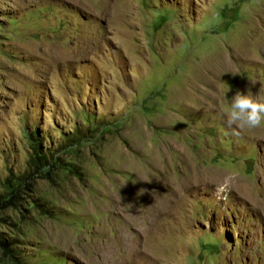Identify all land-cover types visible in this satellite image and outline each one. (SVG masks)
Returning <instances> with one entry per match:
<instances>
[{"label": "rangeland", "instance_id": "obj_1", "mask_svg": "<svg viewBox=\"0 0 264 264\" xmlns=\"http://www.w3.org/2000/svg\"><path fill=\"white\" fill-rule=\"evenodd\" d=\"M237 91L264 100V0H0V264H264Z\"/></svg>", "mask_w": 264, "mask_h": 264}, {"label": "clouds", "instance_id": "obj_2", "mask_svg": "<svg viewBox=\"0 0 264 264\" xmlns=\"http://www.w3.org/2000/svg\"><path fill=\"white\" fill-rule=\"evenodd\" d=\"M222 115L227 125L232 128V134L239 136L245 129L251 130L264 126V100L237 91ZM230 187V179H226L224 183L217 186L215 190L217 200L226 199Z\"/></svg>", "mask_w": 264, "mask_h": 264}, {"label": "trees", "instance_id": "obj_3", "mask_svg": "<svg viewBox=\"0 0 264 264\" xmlns=\"http://www.w3.org/2000/svg\"><path fill=\"white\" fill-rule=\"evenodd\" d=\"M12 200H13V198L10 199V201H12ZM6 203L11 204V202H4V201H2V199L0 198V210L2 209V206H3L4 204H6ZM12 205H14V204H12ZM0 245L2 246L3 249H5V245H3L2 243H0Z\"/></svg>", "mask_w": 264, "mask_h": 264}]
</instances>
